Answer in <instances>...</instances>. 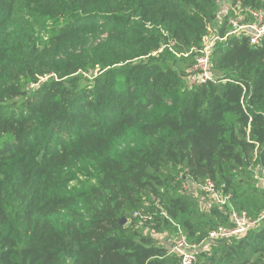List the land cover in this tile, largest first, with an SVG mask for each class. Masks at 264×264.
Returning a JSON list of instances; mask_svg holds the SVG:
<instances>
[{"label": "trees", "instance_id": "16d2710c", "mask_svg": "<svg viewBox=\"0 0 264 264\" xmlns=\"http://www.w3.org/2000/svg\"><path fill=\"white\" fill-rule=\"evenodd\" d=\"M221 1L0 0V264H181L134 216L147 204L153 230L179 225L199 244L196 264H264V222L208 240L232 226V208L264 209L252 171L264 168V39L227 37L212 55L218 83L189 82ZM29 3L46 22L38 33L19 28ZM131 131L135 145L117 152ZM78 174L95 183L73 191ZM207 180L232 195V208L206 197L210 221L195 191Z\"/></svg>", "mask_w": 264, "mask_h": 264}, {"label": "built area", "instance_id": "2783aa9c", "mask_svg": "<svg viewBox=\"0 0 264 264\" xmlns=\"http://www.w3.org/2000/svg\"><path fill=\"white\" fill-rule=\"evenodd\" d=\"M231 11L234 15L229 17L227 27L230 30L225 36L220 34L223 27V22L219 18L214 25H210L207 35L203 39L201 48H193L192 52L196 54V62L190 70L189 82L193 86H198L208 81H214L215 71L212 62V55L216 45L227 39L229 36L247 37L253 46H258L264 39V8L252 9L242 8L241 3L230 5ZM238 15L239 18H237ZM191 52V53H192ZM216 77V76H215ZM217 83V81H214ZM257 160V155L253 162ZM253 173L256 180L264 185V168L253 167ZM202 191L210 195L211 199L219 206H230L232 195H224L217 190L213 181L207 180L201 184ZM186 190L189 188L185 187ZM141 217L142 222L151 220V218H144L141 214H136ZM232 226H219L209 233L208 240H225V239H240L247 235L249 231L256 228L264 221V210L261 212L258 219H251L247 212H238L232 208L231 212ZM177 226V238L172 246V251L178 254L181 259V264H196L198 261L197 254L193 252L196 245H190V242L185 235L183 229Z\"/></svg>", "mask_w": 264, "mask_h": 264}, {"label": "rangeland", "instance_id": "374dc122", "mask_svg": "<svg viewBox=\"0 0 264 264\" xmlns=\"http://www.w3.org/2000/svg\"><path fill=\"white\" fill-rule=\"evenodd\" d=\"M231 3L232 2L230 0H222L220 2V4H219V8L217 9V13H218L219 18L222 20L223 23L225 22V17L227 15H231V12H232L231 8H230ZM30 5H31L30 3L28 5L22 4L19 7V10H18V13H17L19 28L21 29V25L23 23H25V21H29L30 28L34 29L35 32L38 33L39 31H41V29L45 28L46 22L42 18L35 16L34 13L36 12V10H31L30 9ZM235 16L237 18H239L238 15L235 14ZM25 29H28V28H25ZM12 30H13V28L11 27L8 30V32H11ZM28 31H29V29H28ZM106 35L107 34H102L100 36V38L97 39V42L100 41L101 39H104L106 37ZM171 45L173 46V43H171ZM73 47H74L73 43L68 44L62 50V52L58 55L57 58H59V56L62 53H64V52L73 51ZM92 75L89 74L88 77L89 76L91 77ZM214 78H215V76H214ZM31 87H34V86L31 85ZM136 139H137V136L135 135V133L133 131L129 132L128 135H126L125 137L119 139L116 142V151L117 152L122 151L123 149H125L129 145H131V147L134 146L135 144H133V142ZM88 181H91L92 184L95 183L93 180H90V179L86 178L82 174H78L77 176H75V180L70 184V189H72L73 191L74 190H80V189H82V188H84V187L89 185ZM201 184H203V183H200V184L197 183L198 186H195V191L201 193L200 192V191H202ZM185 187L190 188L191 185L190 184H185ZM206 197H208V199L212 202V199H211L210 195H208L207 193L202 191L201 196H200V201L196 202L198 204V208H199V209L197 208V210L200 213V215L203 217V219H205L207 221H210V220H212V218L210 216H208V214L212 213V212H210L211 204H210L209 200ZM149 208H150V204H147L145 209L142 207L141 209L137 210L135 212L134 216L137 217L136 214H139V215L141 214L144 218H151V220L144 221V222L141 223L142 225H145V227H144L145 234L151 233V235H153V237H155V239L157 240L159 245L168 246V248H170L171 245L174 244V242H175V240L177 238V234L173 233V231L172 232L164 231V232H159L158 233L156 230H153L152 228L155 226V222H154L153 218L151 217V213H150L151 211H150ZM77 209L79 211H81V212H84L83 209H82V204H79L77 206ZM213 219L216 220V218H213ZM54 220L58 221L59 223H65V222H67L69 220V217H68L67 213H63L61 215L54 216ZM263 222H261L259 226H261L263 224ZM207 243L208 244L202 245V246L205 247V249H207L205 251H208L209 249L214 247V246H212L214 243H211L209 241H207ZM190 245H196L197 246L195 249H193V252L196 254L197 249L199 250V246H198L199 244H196L194 242H190ZM170 251H171V253H175V252L172 251V249Z\"/></svg>", "mask_w": 264, "mask_h": 264}, {"label": "water", "instance_id": "95a60500", "mask_svg": "<svg viewBox=\"0 0 264 264\" xmlns=\"http://www.w3.org/2000/svg\"><path fill=\"white\" fill-rule=\"evenodd\" d=\"M127 221L126 220H123L122 223H126Z\"/></svg>", "mask_w": 264, "mask_h": 264}]
</instances>
